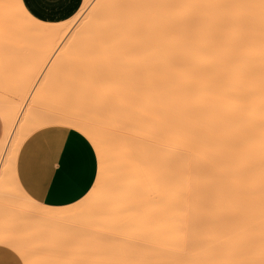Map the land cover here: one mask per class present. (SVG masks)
I'll return each instance as SVG.
<instances>
[{"label": "bare ground", "instance_id": "obj_1", "mask_svg": "<svg viewBox=\"0 0 264 264\" xmlns=\"http://www.w3.org/2000/svg\"><path fill=\"white\" fill-rule=\"evenodd\" d=\"M227 15L145 10L149 19L110 33L106 43L95 41L99 54L90 57L103 73L110 68L114 77L135 79L129 102H96L111 88L102 84L96 104L46 117L36 108L35 127L24 115V131L49 126L95 137L103 159L87 204L41 203L36 217L20 208L27 222L36 219L24 222L38 237L33 264H229L241 233L264 231V26L258 9L246 12L242 28L227 26ZM71 27L36 24V50L54 52ZM96 27L81 23L72 36L94 42ZM93 45L84 43L82 51ZM109 91L106 98L115 95ZM106 129L115 135H103ZM2 175L0 195L8 197ZM7 220L0 221V244L15 224Z\"/></svg>", "mask_w": 264, "mask_h": 264}, {"label": "rangeland", "instance_id": "obj_2", "mask_svg": "<svg viewBox=\"0 0 264 264\" xmlns=\"http://www.w3.org/2000/svg\"><path fill=\"white\" fill-rule=\"evenodd\" d=\"M111 2L112 0H95L93 8L86 12L85 10L87 6L90 3H93V0H83L79 11L70 19L63 21L64 23H72V27L66 33L65 39L62 41L61 45L58 46L59 48L57 47V50L55 49L56 52L55 50L54 52H50L48 49H44L41 51L36 50L38 49L36 48V24L44 23L34 21L24 12V10L22 12L17 11V4L15 0H0V19H3L4 16H7V19L14 32V35L10 36L9 38L0 36V101L1 103L3 102V105H5L6 103L11 104L10 111H4L0 108V116L3 118L5 124L4 136L0 141V174L4 175H2L6 181L4 184L7 183L6 185L8 187V190L6 191H10L8 197L12 194L9 198L6 196L8 192L4 193V196L0 195V203L2 202L4 203L2 205L6 206L5 208H3L4 210L0 212V217H2L0 218V221H5L7 219H9L10 221L14 220L13 222L15 224L10 227L11 229H8V234L10 233L9 238L15 237L21 229H25L24 222H27L28 218L26 212H24L22 209L20 210V208L25 206L24 208L28 209L30 217H36L41 211L39 209L41 202H38L37 200L30 197L18 183L16 176V161L19 150L26 139L29 138L34 132L38 133L45 129H56L46 126V128L34 131V129L27 130V128L24 127V131V129L22 128V124L25 122L23 118L24 115L30 114L28 125H32L33 127H35L36 108H38L39 111H43V114H49L52 111L53 112L50 114H53L54 112L56 114L59 113L57 112L58 110L74 111L77 108L76 105H87L93 102L95 103L96 98H100L98 97V94L100 92V87L103 85L104 87L106 85L107 88L108 86L111 87L109 89L114 90L113 92L115 95H111L110 93L109 96H111V99L108 98V96L107 99L106 95H108L110 91L109 89H107V92L105 89L106 94H99V96H103L102 100L100 98V100L98 99L96 100V102L100 103L101 101V103L103 104L104 102L102 101L103 99H105L106 104L107 102H110V104H113V102H115L114 104L119 102L127 103V101L129 102L130 98V96L128 95H131V93L136 89H134L135 79L128 78V75H126L125 78H121L120 75L114 77L115 72H111L112 70L110 68L105 69L107 70V72L104 70V73L106 72L107 74H104L103 70H97V68L99 67L95 68L93 66V62L91 61V58L82 51L84 43L95 44V42H87L85 40H80L79 37L72 36L81 23H96L97 15L109 14L110 10L101 7V5L109 4ZM81 16H83V19H79ZM78 19L79 23H77ZM78 40L79 42L77 43ZM105 62L107 64V67H110V65L108 64L109 61L107 62V60H105ZM73 67H78L79 69L83 68L84 70L82 69L80 71V77L76 81L75 89L68 90L62 86V82L64 81L68 70ZM93 73L97 75L95 76V74ZM103 78L106 79L104 80L105 84L103 83ZM101 91L104 92V88L101 87ZM123 97L125 101L123 100ZM32 105L34 106V108ZM43 114L41 116H43ZM45 114L44 116L46 117ZM48 117L49 119L53 118L47 115V118L45 120H49ZM85 138L87 139V137ZM100 145L102 149H104V146H102V144ZM97 146H99V143L97 144ZM95 153L97 159L101 158L100 156H98L100 155V153H98L96 149ZM99 172V166L97 164L96 181L98 179ZM96 181L94 182V185ZM94 185L92 186L90 191L93 189ZM14 187H18V189H21L22 191H19L18 189L16 190L14 189ZM90 191L88 192V194L90 193ZM88 194L86 195L87 197H89ZM25 195L26 199L23 198L25 197ZM86 196L77 203L82 202V204H87L86 201L90 202V200L88 201V199H85ZM6 197L8 198L7 200ZM29 201L31 202V204L34 202V205L32 204L28 207V204L30 203ZM22 203H24V205ZM9 205H11V207L13 206L12 210L8 208ZM75 205L77 204L75 203L67 207H73ZM87 208L84 209L85 212L87 211ZM6 210L8 213L10 212V216H8L9 214L6 212ZM13 213L16 215H14ZM4 217L6 218L4 219ZM15 219L21 221L22 224H20V222L18 221L17 222L19 224H17L15 222ZM31 220L32 221L30 222L32 225L36 223V219H34V223H32L33 219ZM30 222L28 221L27 223ZM14 225L16 227H14ZM51 226L52 225L46 224L45 229H50ZM243 235L246 241L241 238L243 237ZM240 236V243L232 250L230 254L231 256L229 258V264H260V260L264 258V231H255L254 233L252 232L250 234L248 233V237L247 233H241ZM243 240L244 242L242 243ZM2 259L6 260L7 257H2Z\"/></svg>", "mask_w": 264, "mask_h": 264}, {"label": "crops", "instance_id": "obj_3", "mask_svg": "<svg viewBox=\"0 0 264 264\" xmlns=\"http://www.w3.org/2000/svg\"><path fill=\"white\" fill-rule=\"evenodd\" d=\"M34 21L60 24L73 17L83 0H59L58 7H43L42 0H15ZM5 124L0 116V141ZM19 185L33 199L50 208L67 207L83 199L96 180L97 157L79 132L45 129L22 144L16 161Z\"/></svg>", "mask_w": 264, "mask_h": 264}, {"label": "snow or ice", "instance_id": "obj_4", "mask_svg": "<svg viewBox=\"0 0 264 264\" xmlns=\"http://www.w3.org/2000/svg\"><path fill=\"white\" fill-rule=\"evenodd\" d=\"M43 7L55 10L58 7L59 0H42ZM95 4L90 3L86 12L91 10ZM110 10L109 14L96 16V32L93 34V41L106 43V37L118 29H131L137 22L149 19L144 16L145 10L149 9H204V10H224L229 15L223 17L227 26L244 27L249 22L246 12L249 10H259L262 26H264V0H172V2H143V0H112L111 3L101 5ZM30 15V13H27ZM79 19H83L81 16ZM79 19L77 23H79ZM14 35L12 26L7 16L0 19V36L9 38ZM99 54V48L95 44L90 47L86 53L88 57ZM80 77L78 67L70 68L62 82L65 89L73 90L76 87V81ZM106 136H113L115 133L111 129H106L102 133ZM88 142L94 150L98 148L96 138L88 137ZM97 164L99 171L103 172V159L98 158ZM37 234L32 230L21 229L15 237L9 238L7 230L5 231V242L0 244V264H33L32 257L39 254L38 250L32 247L33 241L37 239ZM7 259H2V257ZM264 264V258L260 260Z\"/></svg>", "mask_w": 264, "mask_h": 264}]
</instances>
